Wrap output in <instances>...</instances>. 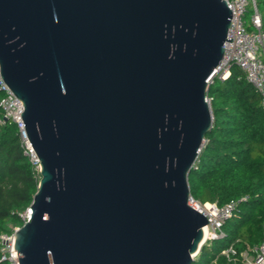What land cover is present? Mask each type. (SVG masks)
Returning <instances> with one entry per match:
<instances>
[{"label": "water", "instance_id": "1", "mask_svg": "<svg viewBox=\"0 0 264 264\" xmlns=\"http://www.w3.org/2000/svg\"><path fill=\"white\" fill-rule=\"evenodd\" d=\"M231 19L223 0H0V75L40 166L19 264L192 263Z\"/></svg>", "mask_w": 264, "mask_h": 264}, {"label": "trees", "instance_id": "2", "mask_svg": "<svg viewBox=\"0 0 264 264\" xmlns=\"http://www.w3.org/2000/svg\"><path fill=\"white\" fill-rule=\"evenodd\" d=\"M264 31V0H255ZM248 11L245 19L250 18ZM4 93L0 91V100ZM212 128L188 177L190 196L200 203L238 206L224 237L201 247L191 264H242L241 255L264 244V109L260 96L236 65L209 84ZM0 235L11 234L25 219L40 176L23 154L17 127L0 109ZM0 242V257L1 252ZM233 253L221 255L225 249ZM0 264H8L0 261Z\"/></svg>", "mask_w": 264, "mask_h": 264}, {"label": "built area", "instance_id": "3", "mask_svg": "<svg viewBox=\"0 0 264 264\" xmlns=\"http://www.w3.org/2000/svg\"><path fill=\"white\" fill-rule=\"evenodd\" d=\"M231 10V26L228 30L227 38L232 42L224 43L223 59L214 72L208 83H212L213 78L222 71L226 74L219 77L221 80L229 75V68L232 64L239 67L245 79L260 96V104L264 109V31H262V21L258 12L255 0H223ZM251 9L252 14L248 20L245 19L247 12ZM0 91L4 97L0 100V109L4 119H9L17 127L23 154L28 158L35 172L39 174V160L30 144L26 132L25 124L21 119L23 106L21 102L4 84L0 75ZM3 121L0 120V124ZM188 205L199 213L203 214L208 223L203 228L205 240L203 245L224 237L222 227L224 223L234 214L238 202L231 201L223 206L214 203H200L192 196H189ZM27 218V216H26ZM26 218H23L26 220ZM18 228H14L11 234L0 235L2 245L0 261L8 264H19L18 255L12 250L13 234ZM12 250V251H11ZM233 253L231 248L225 249L221 255L226 257ZM242 264H264V244L249 248L241 255Z\"/></svg>", "mask_w": 264, "mask_h": 264}, {"label": "rangeland", "instance_id": "4", "mask_svg": "<svg viewBox=\"0 0 264 264\" xmlns=\"http://www.w3.org/2000/svg\"><path fill=\"white\" fill-rule=\"evenodd\" d=\"M249 11H251V9H249ZM250 14V16H251V13H249ZM226 74L222 71L221 73H219V75H218V77H224ZM27 210L25 211V213H23L22 214V217L23 218H26V216H27Z\"/></svg>", "mask_w": 264, "mask_h": 264}, {"label": "bare ground", "instance_id": "5", "mask_svg": "<svg viewBox=\"0 0 264 264\" xmlns=\"http://www.w3.org/2000/svg\"><path fill=\"white\" fill-rule=\"evenodd\" d=\"M203 231H205V229H204ZM204 240H205V237L203 236V241H202V243L204 242Z\"/></svg>", "mask_w": 264, "mask_h": 264}]
</instances>
